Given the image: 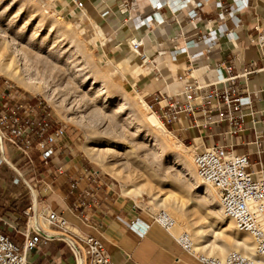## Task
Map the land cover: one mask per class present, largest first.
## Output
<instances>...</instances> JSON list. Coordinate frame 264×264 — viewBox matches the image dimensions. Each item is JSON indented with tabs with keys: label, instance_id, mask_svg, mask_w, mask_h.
<instances>
[{
	"label": "crops",
	"instance_id": "1",
	"mask_svg": "<svg viewBox=\"0 0 264 264\" xmlns=\"http://www.w3.org/2000/svg\"><path fill=\"white\" fill-rule=\"evenodd\" d=\"M126 1L130 0H53V6L78 24L96 46L123 51L121 62L130 58L136 67H145L144 74H128L141 81L143 91L139 93L144 100L146 95L158 90L176 92L180 87L179 78H174L177 71L191 68V75L202 77L210 74L207 66L216 67L230 61L236 65L234 74L252 71L244 81L249 90L257 94V97L251 96L253 111L260 121L258 128H264V49L255 45L258 32L264 29V0H136L132 9L124 11L122 6ZM218 3L223 8L218 7ZM209 30L216 32L217 45L208 56L198 61L191 59L206 48L200 38ZM133 40L143 42L136 54L130 42ZM190 41H200L199 47L187 49L173 59L174 50L184 48ZM141 52L147 56L145 60ZM28 101L15 86L0 80V114ZM252 125L251 116H247L248 130L240 141L245 142L249 136L254 138ZM182 127L186 130L178 135L192 144L199 140L205 145L226 142L225 137L218 135L220 127L214 128L212 140L208 139L206 130L192 128L188 122ZM69 139L66 136L56 155L47 162L40 161L36 152L32 165L11 150L3 156L0 154L2 234L16 243H23L36 200L38 211L45 208L60 214L74 235L100 240L114 264H200L198 256L184 250L177 237L161 225L150 224L145 235L131 228L130 224L135 221L148 225L150 215L119 193L106 176L97 183L92 182L86 173L95 169L77 153H72L68 148ZM234 150L246 153L248 149L241 144ZM257 162V157L253 156L256 168ZM76 181L78 188L71 194ZM28 257L33 264H75L72 252L62 240L42 243L30 251Z\"/></svg>",
	"mask_w": 264,
	"mask_h": 264
},
{
	"label": "built area",
	"instance_id": "2",
	"mask_svg": "<svg viewBox=\"0 0 264 264\" xmlns=\"http://www.w3.org/2000/svg\"><path fill=\"white\" fill-rule=\"evenodd\" d=\"M135 2L136 0L126 1L122 9H132ZM218 7L223 8V5L218 3ZM142 21L146 22L147 19ZM200 41L206 44V48L192 55L190 58L193 60L198 61L199 58L208 56L217 45L218 36L215 31L209 30L206 35L201 36ZM200 41H190L184 48L174 50L172 58L176 59L187 49L198 48ZM142 45V41L132 42L137 51H140ZM255 45L264 49V29L258 32ZM141 57L144 60L147 58L142 52ZM207 67L210 74L202 77L191 75L193 69L190 68L189 74L179 76L180 87L176 92L158 91L151 95L152 100L148 104L172 133L186 130L182 124L188 122L192 128L206 130L208 139L212 140L215 137L214 128H221L218 135L225 137L226 142L208 145L202 140L194 142L193 163L203 184L217 191L224 217L234 222L238 232L249 234L253 238L256 257L252 259L236 252L230 253L223 260L198 255L188 234L177 238V242L187 252L197 255L200 264H260L257 260L264 257V128H258L260 121L253 111L251 96L253 94L257 97V94L251 92L244 81L252 71L234 74L236 65L232 61ZM247 116H251L254 138L249 136L244 142L240 139L248 130ZM175 125L180 127L175 128ZM67 128L46 109L42 101L15 105L0 114V154L3 156L7 150H11L17 157L32 165L33 153L36 152L40 161L47 162L56 155L58 147L67 136ZM241 144L246 145V153L234 150ZM253 156L258 159V168L252 163ZM86 174L94 183L103 176L97 169ZM77 188L76 181L72 184L70 193L73 194ZM35 205L36 200L32 204V214L28 221L30 226L24 233L23 243H16L0 232V264H33L29 260V252L51 240L64 241L75 258V264H114L100 240L91 236L74 235L68 222L60 214L41 208V222H32ZM153 223L172 233L174 221L165 212L150 215L148 225L135 221L130 227L145 235Z\"/></svg>",
	"mask_w": 264,
	"mask_h": 264
},
{
	"label": "rangeland",
	"instance_id": "3",
	"mask_svg": "<svg viewBox=\"0 0 264 264\" xmlns=\"http://www.w3.org/2000/svg\"><path fill=\"white\" fill-rule=\"evenodd\" d=\"M1 31H6L7 37L4 38L10 36L21 45L23 44L22 46L33 58L31 64H33L34 69H38L37 72L50 86L53 95L47 98L41 92H30L1 74L0 80L15 86L32 103L42 101L46 109L68 127L67 136L70 138L68 148L73 154L77 153L91 167L100 170L103 176L109 178L116 185L119 193L132 199L149 215L165 212L156 208L157 200L152 193L164 198L167 197L164 195L173 191L183 203L187 200L188 203H184V209L187 212L190 210L189 198L183 197L185 191H190L195 200L199 199L201 194H197L193 190L192 183L195 179L183 176L181 173L182 166L180 163L171 161L170 156L173 152L182 153L181 150L183 149L180 146H186L191 148L188 151V159L193 161L192 143L190 140H183L178 133H172L171 129H167L163 125L169 132L167 133L168 138L176 141L180 146L171 150L163 149L159 145L157 141L160 142L163 138L167 139V135L166 138L161 133L155 135L152 133V125L147 122V117L156 116L158 118L147 104L151 103V95L154 92L145 96L146 103L144 97L139 93L143 91L141 81L128 75L129 73H136L135 68L127 60L121 62L124 57L123 51L100 48L89 41L78 24L55 9L53 0H0V36H2L0 39L3 38ZM29 38L32 42L29 41ZM29 43L32 48L28 47ZM75 44H77V48L74 47ZM143 67H140L141 70L145 68ZM117 69L121 75H119L120 73L117 74ZM189 72L188 70L177 71L174 73L176 76L174 78L177 79L179 76L189 74ZM157 76L162 79L161 73L157 72ZM84 77H87V81L83 83ZM104 77L111 78L115 85L106 87L102 95L100 94V97L96 98L98 95L96 92L101 88V85L94 87L92 82L96 78L103 80ZM177 81L179 82V79ZM133 100L138 105H134ZM119 107L121 108L120 111L115 112V108ZM98 113L100 114L98 115ZM157 120L162 123L159 119ZM112 124H116L117 127ZM118 134H123V138L120 140L124 145L131 146L129 142L135 143L134 146L132 144L134 152L138 159L147 165V169L154 174L155 181L150 183L146 171L135 167L132 162H125L124 160L116 162L112 159H106L107 161L102 163L98 157L95 158V155L88 151V147H94L101 151L108 148L101 143L95 145L89 143L88 138L90 136L96 135L101 140H105L115 135L118 136ZM113 173H118L124 179L126 178L129 185L131 179H135L137 184H144L152 188V193L144 191L137 200L131 195L128 196L123 193L122 181ZM171 181H176L181 186L178 185V187L173 188L170 186ZM211 189L219 201L217 191L212 187ZM195 193L196 195H194ZM188 215L190 216V214ZM219 216L224 217L222 213ZM172 233L178 237L182 233L188 234L190 232L188 229H173ZM198 255H203V253L198 252Z\"/></svg>",
	"mask_w": 264,
	"mask_h": 264
},
{
	"label": "bare ground",
	"instance_id": "4",
	"mask_svg": "<svg viewBox=\"0 0 264 264\" xmlns=\"http://www.w3.org/2000/svg\"><path fill=\"white\" fill-rule=\"evenodd\" d=\"M58 31L60 30L58 29ZM1 33H3V38L7 37L6 31H1ZM100 35L102 34L100 33ZM1 37L2 36H0V38ZM3 38L0 39V74L3 76H7L13 81L19 83L22 87H24L27 90H30L32 92H41L47 98L51 97L53 95L52 89L47 84V82L41 77L39 72H37L38 69H34L33 64H31L33 58H31V55H29V53L25 50L24 46H22L23 44L21 45L19 42L10 38V36L8 38H4V39ZM29 41H31V39ZM133 41H130L131 46ZM28 47L32 48V45L29 43ZM74 47L77 48V44H75ZM79 48L78 50H80ZM132 51L135 54L138 52L137 50L134 49L133 46H132ZM126 60L135 68L136 70L135 72L142 74L145 73L144 69L141 70L140 67H136L135 64H132L130 58ZM116 72L117 74L120 73L119 75H121V72L118 69L116 70ZM103 76H106V74H103ZM104 78L105 79L103 80H99V78L98 79L96 78L92 82V86L96 87L98 85H101L102 88V89L99 88L97 90L96 94L98 95L96 96V98H99L100 94L102 95L106 87L115 85V83L111 80V78H107V77ZM86 81H87V77H84L83 83ZM133 104L138 105V103H136L134 100H133ZM142 105L144 104L142 103ZM120 109H121L120 107L115 108V112L120 111ZM99 114L100 113H98V115ZM157 119L158 118H156V116H150L147 117L148 120L147 122H149L152 125L151 126L152 133H154L155 135H159L160 133L162 134V136L164 135L163 137L167 135L166 136L167 139H164L162 137L163 138L161 139L162 141L161 140L160 142L159 140L157 141L159 145L163 149H171V150H174V147H179L180 144L176 143V141L174 142L171 138H168L167 133L169 132L164 128L163 124L160 123ZM112 125H114V127H117L116 124H112ZM122 138H123V134H118V136L115 135L114 137L106 138L105 140H101L98 136L92 135L88 138L89 143H91L92 145H95L96 143H101L102 145L108 146V148L105 149L104 151L97 150L94 147H88L87 149L88 151H90L91 154L95 155V158L98 157V160L102 163H104L106 159L107 160L112 159V161L114 160L116 162H119L121 160H124L125 162H132L135 167L144 169L146 171L150 183H152L151 181H155L154 174H152L147 169L148 168L147 165L141 160H139L138 156L134 152L132 144L134 146L135 143L129 142L131 146L127 144L124 145L120 140ZM153 146L155 147V145ZM180 147H182L183 149L181 150L182 153L173 152L170 156L171 161L175 163H180V165L182 166L181 173L183 176L189 177V179L190 178L195 179L194 183H192L193 190L194 192H197V194L198 193L201 194V197L195 200L193 199L194 196H192L190 191L187 190L185 191L183 197H186L185 199L189 198V202H190L189 204L190 210L188 212L184 209V205H185L184 203H188L187 200L186 202L184 201L183 203V201H181L180 198L177 197V195L174 194L173 191L168 192L166 195H164L167 197L163 196L164 198H160L161 196L152 193V188L147 187L144 184L141 185L137 184L135 182V179H131V184L129 185L127 184L126 178L124 179V177L120 176L118 173H113L115 177H117L120 181H122L123 193L127 194L128 196L131 195L136 200L138 199V197L142 195L144 191L147 193H152V195H154L155 199L157 200L156 205L154 204L156 208L164 210L165 213L168 216H170V218L174 221V226L172 227L171 232L173 231V229H177V230L188 229V231L190 232L188 233L189 238L193 244V249L197 254L198 252H201L203 253V256L216 257L223 260L227 258V256L230 253L236 252L243 254L244 256L252 259L255 258L256 253H255V243L253 238L249 234L238 232L236 227L234 228L235 225H233L234 222L231 219H227L219 216L220 213H222V210L220 209L221 207L218 208L220 206L219 195H218V199H219L218 201L214 191L211 189V186L203 184V182L198 178L193 161H191L190 158L188 159L189 157L188 151L191 148L186 146H180ZM120 150H122V153H120ZM178 185L180 184L177 183L176 181L175 182L171 181L170 183V186L173 188H175L176 186L178 187ZM194 195H196V193ZM182 200L184 199L182 198ZM34 210H35L34 220L37 221V218H40V211H38L37 201ZM188 214H190V216ZM185 234L186 233H182L177 238H181ZM257 261L260 264H264V257L258 259Z\"/></svg>",
	"mask_w": 264,
	"mask_h": 264
}]
</instances>
